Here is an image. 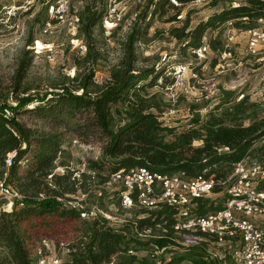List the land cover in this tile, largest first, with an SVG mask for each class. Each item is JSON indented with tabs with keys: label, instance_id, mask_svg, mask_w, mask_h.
<instances>
[{
	"label": "trees",
	"instance_id": "1",
	"mask_svg": "<svg viewBox=\"0 0 264 264\" xmlns=\"http://www.w3.org/2000/svg\"><path fill=\"white\" fill-rule=\"evenodd\" d=\"M177 1L184 6L195 0ZM212 1L216 3L218 0ZM230 2L227 0L226 6L193 29H189L187 22L171 28V34L183 41L182 49H190L197 58L194 50L203 45L209 30H215L229 20H234L239 26L264 17V8L259 0H245L237 7L231 6ZM179 7L171 0H149L147 10L137 15L139 18L128 34L121 60L112 67L109 77L103 82L95 78L94 70L80 68L74 76L63 75L61 82L54 84L52 89L32 93L31 88L24 87L23 83L32 65L33 55L30 54L34 48L24 51L10 91L0 95V174L3 176L6 172L8 153L16 150L6 181L22 195L13 212L2 210L0 213V264H39L42 258L36 252L35 241L39 237L38 228L49 217L72 223L69 229L71 242L68 244L70 259L65 264H157L156 252L161 251H167L171 256L159 264L234 263L230 248L217 244L214 237L200 231L176 230L177 210L172 206L138 208L139 214L120 223L102 214L95 218L82 217V212L89 210L86 204L95 202L92 200L95 190L90 183L92 174L82 172V179H79L70 168L64 174L55 173L64 151L63 133L32 128L18 118L23 111H30L39 118L60 124L69 118L81 121L77 130L80 136L105 142L103 152L106 160H89L88 164L89 170L95 172L93 177L100 178V185L105 187L112 173L133 167L217 179L228 177L235 164L244 158H251L264 168V116L254 118L248 125L225 122L226 117L238 121L250 105H255L249 103L244 93L241 100L226 108L225 114L220 116L213 111L206 119L196 115L190 126L182 131L161 119L167 104L150 89L161 78L168 79L165 76L168 70L166 66L158 67L156 64L140 66L142 60L137 43L148 35L151 26L147 20L149 16L165 15L168 9L181 10ZM178 16L174 14L171 21L179 19ZM77 17V37H82L87 47L83 60L86 64L91 63L98 59L99 52L94 51L92 42L95 41L96 29L104 30L105 12L93 2L78 11ZM244 17L248 19L244 20ZM56 21L50 19L46 22ZM208 40L213 50L221 48L219 40ZM34 41V36L30 37L27 46H34ZM231 96L232 92L225 91L223 102L233 100ZM36 102L38 104L33 108H28ZM6 109L12 112L11 116L6 115ZM118 115L122 118L116 124ZM195 140H202L203 144L195 146ZM223 147L229 150H219ZM29 153L31 165L21 170V163ZM60 163L65 165L63 161ZM106 169L108 174H102ZM113 186L117 188L116 184ZM258 187L264 189V179L260 180ZM79 190L84 196L80 201L72 196ZM120 192L121 189L114 191L118 196L117 208L126 209L122 206ZM103 195V192L99 194L98 199ZM220 207L222 203L200 199L195 211L204 214ZM186 238L193 240L185 245ZM213 247L219 249L214 250Z\"/></svg>",
	"mask_w": 264,
	"mask_h": 264
},
{
	"label": "rangeland",
	"instance_id": "2",
	"mask_svg": "<svg viewBox=\"0 0 264 264\" xmlns=\"http://www.w3.org/2000/svg\"><path fill=\"white\" fill-rule=\"evenodd\" d=\"M148 1L70 0L67 9L61 6L60 0H0V95L4 96L10 91L13 76L27 48H34L30 54L33 55V61L23 86H29L32 93H43L52 89L54 84L61 82L63 75L74 76L80 68L94 70L95 78L103 82L109 77L112 67L121 60L128 34L139 18L137 15L147 10ZM93 2L99 10L105 12L104 30L101 32L97 28L95 41L92 42L94 51L99 52L98 59L86 64L83 60L86 51L81 48V45H86V41L77 37V12ZM226 2L227 0H218L216 3L212 0H199L179 7L181 10L168 9L165 15H157L154 18L149 16L147 20L151 22V26L148 35L145 40L137 43L142 60L140 66L156 64L158 67L166 66L168 70L165 75L168 79L161 78L150 91L157 93L159 99L167 104L161 119L168 125L176 126L178 131L188 128L196 115L206 119L213 111L220 116L225 114L226 108L243 98V93L249 98V103L255 105H250L238 121L226 117V124L248 125L254 118L264 116V61L259 55L252 54L248 47V29L255 27L264 30V21L249 22L231 30L236 40L234 55L227 57L225 62L219 57V52L213 49L206 56L195 58L190 49H182L183 41L171 34V28L183 26L186 22L189 29H193L198 23L206 21L226 6ZM52 3L55 5L53 11L50 8ZM176 13L179 14V19L171 21V17ZM50 19L57 21L46 22ZM228 29L226 24H223L215 30H209L206 36L223 43L229 34ZM32 36L35 41L34 46L30 47L27 44ZM215 44L218 45V41ZM193 72L197 74L196 77H193ZM173 79L175 81L172 83ZM225 91L232 92L233 100L227 103L223 102ZM9 101L17 104L14 100ZM37 104L38 102L33 103L28 108ZM18 118L29 127L63 133L64 151L55 173L64 174L67 168H70L79 179H82V172L92 174L90 183L96 195L92 198L95 202L86 204L89 209L96 206L107 210L115 223L135 217L140 211L137 207L118 209V196L114 195V191L119 187L102 186L99 183L100 178L93 177L95 172L89 170V160H106L103 152L105 142L94 137L80 136L77 130L81 121L69 118L60 124L39 118L30 111H23ZM121 118L118 115L115 123H120ZM202 144V140L194 141L195 146ZM31 161L32 156L29 153L21 163V170L27 169ZM61 161L65 165H61ZM102 174L107 175L108 170ZM101 191L104 195L102 199H98ZM72 196L78 201L84 198L81 190ZM225 197V192L221 191L207 196L206 199L220 204L224 202ZM2 203L3 199L0 198V213L3 209ZM69 204L72 206L70 202ZM67 222L69 221L49 217L40 225L39 237L35 241L36 252L42 258L39 264H65L70 259L68 244L71 242L72 232L69 229L72 223ZM170 256L167 251L156 252L157 264Z\"/></svg>",
	"mask_w": 264,
	"mask_h": 264
},
{
	"label": "built area",
	"instance_id": "3",
	"mask_svg": "<svg viewBox=\"0 0 264 264\" xmlns=\"http://www.w3.org/2000/svg\"><path fill=\"white\" fill-rule=\"evenodd\" d=\"M60 1L61 6L69 8L70 0ZM171 1L177 7L181 6L177 0ZM198 1L195 0L193 3ZM259 1L264 8V0ZM230 4L235 7L241 5L234 0H231ZM50 8L53 11L55 5L52 3ZM77 21H79L78 17ZM258 21H264V17H260ZM226 26L229 28V34L221 43V48L217 50L224 62L227 57L234 55L236 40L231 30L237 28L234 20L226 22ZM248 33L249 50L264 61V30L254 27L249 28ZM81 48L87 50L86 45H81ZM210 50L212 47L206 37L203 45L194 52L197 58H202ZM193 75V77L197 76L194 72ZM6 115L11 116L12 112L6 109ZM219 150H229V148L223 147ZM16 155V150L8 153L5 160L6 172L3 176L0 174V198L3 199L2 210L6 212H12L16 201L22 198V195L6 181L7 171L13 165ZM49 177H52V174ZM261 179H264L263 166L255 160L244 158L235 164L233 172L228 177L221 179L204 175L191 177L184 172L173 174L153 172L142 166L112 173L105 185L116 184L121 189L122 206L126 209L134 207L155 209L163 205L174 207L177 210L176 230L195 233L200 231L214 237L217 244L230 248L229 254L234 264H264V189L258 187ZM221 191H224L226 196L222 207L204 214L195 211L200 199H206L207 196ZM99 194L101 195L102 192ZM99 214L110 220L113 219L110 214L96 206L84 210L82 217L95 218ZM123 221L126 219L120 222ZM186 240L184 242L189 244L193 239L186 238Z\"/></svg>",
	"mask_w": 264,
	"mask_h": 264
}]
</instances>
